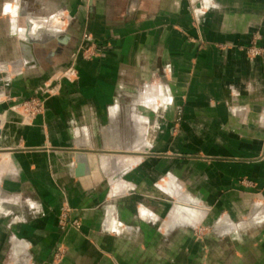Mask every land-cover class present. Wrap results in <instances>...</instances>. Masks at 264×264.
<instances>
[{
	"label": "crops",
	"instance_id": "0c3cea01",
	"mask_svg": "<svg viewBox=\"0 0 264 264\" xmlns=\"http://www.w3.org/2000/svg\"><path fill=\"white\" fill-rule=\"evenodd\" d=\"M11 1L0 0V11ZM90 1H22L34 18L62 12L70 35L69 44L60 47L52 34H34L38 65L20 63L0 104V113L4 112L0 143L10 150L0 165V177L11 161L2 184L41 210L16 229L28 232L39 250L34 263L49 264L62 243L69 251L61 264H264V237L236 241L235 252L227 251L229 243L201 239L190 230L180 239L187 230L177 226L198 227L203 221L198 222L200 208L176 214V199L167 215L160 190L162 186L179 201L182 196L203 199L187 195L180 183L164 177L171 171L175 181L191 186V171L176 156L182 150H200L195 145L202 140L198 137L211 138V152H264V0ZM18 20L20 26L30 25L26 14ZM8 24L0 15V39H7ZM87 33L100 44L81 51L77 47ZM12 40L11 50L0 49V61H22L18 38ZM70 65L76 66L71 70L77 80L64 81L61 92L47 99L45 111L34 122L22 123L17 113L8 111L21 101L29 111L27 103L37 99L33 97L37 88L50 74ZM151 78L155 83L150 93ZM139 89L142 92L134 93ZM155 92L162 94L164 108L151 106ZM147 121L161 127L153 128L155 152L171 156L145 157L121 181L135 185V190L113 193V184L101 173L93 152L126 150L138 137L139 146L132 150L145 151L151 145ZM80 151L94 155L89 153L91 173L77 178L74 169ZM114 156L120 168L141 159ZM245 168L244 163L233 166L236 176ZM218 169L220 176H213L216 183L227 184L226 161L217 162L206 174L217 175ZM220 185L206 188L204 199L217 200ZM64 203L76 214L59 215ZM234 211L235 217L241 216L238 209ZM76 215L82 219L81 229L70 220ZM244 229L237 223L233 230L245 234ZM16 253L13 247L10 262L17 259Z\"/></svg>",
	"mask_w": 264,
	"mask_h": 264
},
{
	"label": "water",
	"instance_id": "95a60500",
	"mask_svg": "<svg viewBox=\"0 0 264 264\" xmlns=\"http://www.w3.org/2000/svg\"><path fill=\"white\" fill-rule=\"evenodd\" d=\"M22 1L23 0H14L11 2H7L3 5L1 11H0V15L2 17H5L9 20V24L7 26L8 28V37L6 40L0 39V49H12L13 48V40L12 38L16 37L18 38L17 44L19 45L23 57H22V61L17 60V61H12V60H8V61H0V93L2 94V97L0 98V104H2L4 102L5 97L8 95L6 89L8 88V86L10 85V82L13 79V76L17 75V73L20 71V63H23V65L25 66H30V67H36L38 65V60L36 57V53H35V48H36V42L34 40V34H37L38 31H44V32H48L50 34H52V36L54 38L57 39L59 46H64V45H68L70 42V35L68 33V27L69 24H66L63 20H62V12H58L57 14L51 15L50 17L47 18H34L31 17L28 14V10L25 7V5H22ZM92 1V0H91ZM90 1V2H91ZM11 6L13 7V10L11 8ZM14 11V12H13ZM199 11H196L197 14V18L198 20L199 18ZM21 14H26L28 16V22H30V25L23 27L20 26L18 24V18L21 16ZM53 22V23H52ZM56 24H55V23ZM89 34H85L84 38H83V42L80 44V46H78L77 48L80 49L81 51L88 49L93 43H98L95 42L94 40H92V38H89L88 36ZM2 36V35H1ZM22 41L27 42L24 45H22ZM100 44V43H98ZM27 45H30V49H27ZM74 55V54H73ZM255 57V55H252V58ZM72 67L74 69H76V66L70 65L68 67H64L61 70H58L56 72H53L52 74H50V76L37 88V92L35 94L36 97L39 102L40 105L42 107V111H38V112H29L26 111L23 107V102L21 101L18 104L12 105L10 106L9 110L10 112H14L17 113L20 117H21V122H24V118L27 117V119L29 120V122H34L35 119L41 115L46 108V101L49 97H53L58 95L61 90H62V86L64 81H75L78 78V75L76 73H74L71 69ZM32 97V98H33ZM30 99V98H29ZM27 99V100H29ZM167 107V106H166ZM167 109V108H166ZM4 112L0 113V140L3 137V124H1V117L3 115ZM151 121H147L145 122L147 125H149ZM6 123V122H5ZM4 123V124H5ZM152 126H155L153 128H157V129H161L160 125L158 126L156 122H152ZM151 141V145L149 148H147L145 151H136L133 152L132 149H136L137 144L131 146V148L126 149V150H115L112 148H106V149H101V150H96L95 152H93L98 159L100 160V165L101 166V173L108 179V181L112 182L113 184V193H119L121 188H123L124 192H130L135 190V185L131 184V183H121L124 175L128 172L131 171V167L139 162H141L145 157H153V156H171V154H160L158 152H155V148L152 145V139ZM2 143H0V164L3 163L4 159L2 157V153L4 152H8L10 155V150L9 149H3L2 147ZM89 153L91 152H83L80 151L77 153L76 155V167L74 169V175L77 178H82L85 177L87 175H89L91 173V170L89 168ZM93 153H91V155H94ZM116 154H121V155H138L141 157L140 160H137L135 163L114 171L115 167L112 162H110V158H112L114 155ZM264 159V152L261 153L260 155V159ZM11 159V156H10ZM258 160V159H257ZM253 162H259V161H255L253 160ZM264 161H262L263 163ZM11 166V161L9 162L8 166L4 167L3 173L0 177V205L2 207V210H0V249H7L8 251L5 253L6 256H3L0 258V260H2L1 262L3 264H23L25 258H28L27 264H35L34 263V255L35 253H37L39 250H35L34 249V245L32 244V241L29 238V234L28 232H21V231H17L16 229H18V226L20 224V226L23 227L24 223H27L29 220V216L30 215H39L41 212L39 204H37L36 202H34L33 200H30L29 198H25L23 196H21L19 193H14L11 192L9 190H7L4 185L2 184V180L4 175H6L7 171L10 169ZM253 166H247V170L250 171L252 174L255 173L258 178H260L261 175V171L257 170V168ZM260 169V168H259ZM164 177L166 178V180H173L174 183H180L183 187L182 190H184V193H186L187 195H190L194 198H198L201 197L203 198V202L208 203V202H212L213 201H208L206 199H204V196H206L205 193H202L200 195H195L193 194V192H188L186 190L187 186H185L182 182H178L175 181L173 179V174H171V171L166 172L164 174ZM165 180V181H166ZM238 182V181H236ZM161 192L164 194L165 200H164V204L163 207H166L165 205H167V207L165 208V210L167 211V215H169L170 212V207H171V203L173 200H176L177 197L176 196H172L169 193L165 192L164 189L162 188V186L160 187ZM261 199L264 200V193L261 194ZM261 202V201H259ZM211 203V204H212ZM258 203V202H256ZM256 203L253 205L255 207H253L254 209L253 211L256 210H260V207L264 206V202H261L262 205L257 206ZM233 204V203H232ZM231 205V204H229ZM227 203H224L223 205H220V216H215L211 219V221L213 222H218L219 224L221 223V226H217V224L214 225V227L217 230H220L219 232L222 233V231L226 230L227 233L226 234H232V233H238V230H233L236 227V224L238 223L240 225V230L243 226V229L245 228V224L244 223V219L243 215L238 213L239 217H235L234 213H233V209L229 208V206ZM214 205L212 204V210L209 211V213L206 215L204 221L202 222V224L198 227L200 228L206 221L208 216L211 214V212L218 210L217 208L214 209L213 207ZM224 206V207H223ZM27 207V210H24L23 208ZM226 208H229L231 210L232 215H226L224 216L222 214V212H224V210H226ZM218 210V212H219ZM264 210V209H263ZM64 211H70L71 213H75L74 210H72L70 208V206L66 203H64L61 207L60 210V214L61 215ZM240 211V210H239ZM238 211V212H239ZM216 213V212H215ZM255 215V214H254ZM253 214H251V218L254 217ZM71 222H74L75 220H78L80 225L79 227H76L77 229H81L82 228V219L80 216L76 215L74 217H70ZM256 220V219H255ZM58 221L60 223V216L58 217ZM224 221V222H223ZM252 222H254V218L252 219ZM224 223V225H223ZM255 225V224H254ZM256 227L254 228H247L244 229L246 230L245 234L244 232L240 233L239 235H243L245 237H249V235L251 233H253L252 231H256L258 228H264V220H261L259 222H257V225H255ZM180 228H184L186 229V227L188 229H191L194 227L192 226H177ZM195 228V231L196 229ZM243 231V230H242ZM8 234V235H7ZM24 242L26 244L23 245ZM8 246H5V245ZM13 247H16L17 249V259L13 260V262H10V255L11 252L13 250ZM58 251L62 252L63 254L60 255V257H57V253ZM68 247L64 246L62 243H60L53 251V253L50 255V261L49 264H61L64 259L66 258L67 254H68ZM4 253V252H3Z\"/></svg>",
	"mask_w": 264,
	"mask_h": 264
},
{
	"label": "rangeland",
	"instance_id": "374dc122",
	"mask_svg": "<svg viewBox=\"0 0 264 264\" xmlns=\"http://www.w3.org/2000/svg\"><path fill=\"white\" fill-rule=\"evenodd\" d=\"M153 83H155V80H153V78L148 80L147 90L150 93L152 90L151 87H152ZM143 85H145V84H143ZM134 91H135L134 93L142 92V90H140V89L134 90ZM1 97H2V95L0 93V98ZM150 103L152 104L151 106H154V107H159V106L163 107L164 105L162 104L163 103L162 94H160V92H158V93L155 92L153 98L150 99ZM40 109H42L41 105L38 106V108H36L34 112H38V111H40ZM182 113H183V106H180L179 107V117L182 115ZM3 119H4V117L1 120H3ZM23 120L25 123L29 122L27 117H25ZM178 123L180 124V119L178 120ZM149 127H150L149 128V135H150L149 136V142L154 137H155L154 139L157 140L156 136H154V133H155L154 129L155 128L153 129V127H155V126H152V121L149 123ZM198 138H199V140L200 139L203 140V138H201V137H198ZM208 139H211V138L205 139L206 141L200 140L201 142L195 141V142H197V144H195V145L196 146L199 145L198 147L200 148V150H194V151H186V150L183 151L182 150V152H180L176 156L180 160V162H182V166L184 167V169H186V171H189V172L191 171V176H192L191 186L186 188V190L188 192H193V194H195L197 196V195H200L202 193H205V194L208 193V191L206 190V188H208V187H211V188L217 187L218 188V186L220 184L216 183L217 180L213 176H220V174H219L220 170L218 169V172H217V170L215 171V173L217 175H209L208 176V174H206V172L209 173L211 166H214L217 162L226 161V163L228 164L229 173H230L229 177L227 179L228 182H227V184L220 185L221 191H219L218 192L219 194L216 195L217 200H214L213 203L212 202L211 203L214 205L213 206L214 209L217 208L218 210L221 209L220 205H223L224 203H227L228 205L231 204L228 207L230 209L231 208L233 209V213L235 212L234 210L238 209V210H240L238 213L243 215L242 220L243 219L245 220L243 223V224H245V229H247L249 227L250 228L256 227L255 225H257V222L264 220V210H263L264 206L260 207L261 208L260 210L255 209L252 213V210L254 209L253 207H255L253 205L256 202H258V203H256V205H262L261 202H264V200L261 199L262 198L261 194L264 193V162L262 163V161H264V159L261 158L259 160L261 153H258L255 155H253L252 153H245L244 155H242V154L237 155L234 152H228V153H225V152L221 153V152H214V151L211 152L210 148H213V147L208 145V143H209L208 141H210ZM138 141H140V138L139 137L135 138L133 145L137 144ZM184 142H186V141H184ZM168 143L170 145L171 141ZM150 144H151V142H150ZM203 146H208V148L206 147V149H203ZM182 148H183V145H182ZM133 152H136V150H133ZM6 153H8V152L2 153L3 158H5V156H7ZM165 153H167V152H165ZM116 155H121V154H116ZM125 156H132V155H125ZM135 156H138V155H135ZM113 157H115V156H113ZM113 157L110 158V162L115 164L114 165L115 171L122 169V168H125V167L132 164L131 163L125 167L120 168L118 162H116V159H114ZM137 159L138 158H136L134 160L136 161ZM6 160L4 159L3 162H6ZM134 160L127 159V161H134ZM253 160L259 161V162H253ZM241 163H244L246 167L254 165L257 168V170L261 171L260 178H258V176L255 173L252 174L251 169L249 171V170H247V168L244 169V172H242L238 176H236V174L234 173L235 171L233 170V166H236L237 164H241ZM206 167L209 168L208 171H207ZM232 171H233V174H232ZM205 176H207L206 179H204ZM223 181H225V180H223ZM236 181H238V182H236ZM213 182H215L216 184ZM220 193H222V195H220ZM177 197H178L177 199L179 200V196H177ZM182 197L184 198V196H182ZM183 198H182V200H180L181 203H184V204L186 203V204H190V205L196 204L200 208V211L202 214L198 218V222L199 221L201 222L202 219L204 221V219L206 217V216H204V214L205 213L208 214L209 211L212 210V207H211L212 204L210 202H208V203L203 202V199L196 201V200H192L188 197H186L184 199ZM259 201H261V202H259ZM165 206L167 207V205H165ZM229 208H226V210H224V212H222V214L224 216H226V215L231 216L232 215L231 210ZM23 209L27 210V207H24ZM218 210L211 212V214L207 218V221L200 228H198V227L202 224L203 221L201 223L199 222L200 225L198 227H194V229L193 228L188 229L186 227L185 230H187V231H185V233H181L179 238L182 239V238H184L185 235L187 236L188 230H190L193 233L196 232L197 235L201 237V239H207V240L211 239L212 241L213 240L214 241H223V242H226L227 244L229 243L228 246L230 248L227 249V251L235 252L236 250L234 247H235L236 241H240V240L242 241L244 239L245 240L256 239V238L258 239V238L264 237V228H262V229L258 228L257 232L252 231L253 233H251L249 235V237H244V238H242L239 235V233L225 234L224 232H222V233L219 232L220 230H217L214 227V225L217 224L218 222L211 221V219L213 217H215L218 213H220V210H219V212H218ZM251 214H253V215L255 214L253 217L254 222H252L253 218H251V216H250ZM203 216H204V218H203ZM217 216H220V214H218ZM221 223L220 224L218 223L217 226H221ZM223 225H224V223H223ZM195 228H198V229H196V231H195ZM242 229H243V226H242ZM259 236H262V237H259ZM5 246H8V245L6 244ZM7 251H8L7 249H3V251H2V249H0V258L3 256H6L5 253ZM218 251H224V250H218ZM58 252L61 255L63 254L60 251H58ZM1 261L2 260H0V264H3ZM27 261H28V258L26 257V262H23V264H27Z\"/></svg>",
	"mask_w": 264,
	"mask_h": 264
},
{
	"label": "built area",
	"instance_id": "2783aa9c",
	"mask_svg": "<svg viewBox=\"0 0 264 264\" xmlns=\"http://www.w3.org/2000/svg\"><path fill=\"white\" fill-rule=\"evenodd\" d=\"M28 105H27V109L29 110V111H35V109L36 108H38V106H40V102H39V100H37V99H32L31 101H29L28 103H27ZM67 218L68 217H66V216H64V218L62 219V221H63V223H67L66 221H67ZM73 223V225L74 226H76V227H79V225H80V223H79V221H77V220H75L74 222H72ZM60 253L58 252L57 253V257H60Z\"/></svg>",
	"mask_w": 264,
	"mask_h": 264
},
{
	"label": "bare ground",
	"instance_id": "6f19581e",
	"mask_svg": "<svg viewBox=\"0 0 264 264\" xmlns=\"http://www.w3.org/2000/svg\"><path fill=\"white\" fill-rule=\"evenodd\" d=\"M22 43H23V45H24V44H25V41H23ZM3 159H5V158H3ZM131 159H132V158H131ZM191 203H192V202H191ZM195 206L198 207L196 204H194V205H193V204L190 205V204H186V203L184 204V203H181V201L178 200V201H176V204H175L174 207H173V208H174V209H173V212L177 214V213L180 212V211H183V210H189V209H191L192 207H195ZM198 208H199V207H198ZM198 208H197V209H198Z\"/></svg>",
	"mask_w": 264,
	"mask_h": 264
}]
</instances>
